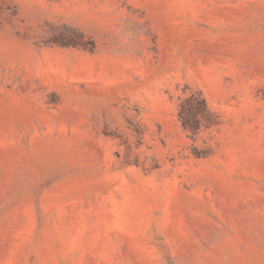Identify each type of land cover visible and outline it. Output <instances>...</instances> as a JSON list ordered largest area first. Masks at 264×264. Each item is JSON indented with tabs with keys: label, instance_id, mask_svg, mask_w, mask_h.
<instances>
[{
	"label": "rangeland",
	"instance_id": "374dc122",
	"mask_svg": "<svg viewBox=\"0 0 264 264\" xmlns=\"http://www.w3.org/2000/svg\"><path fill=\"white\" fill-rule=\"evenodd\" d=\"M0 264H264V0H0Z\"/></svg>",
	"mask_w": 264,
	"mask_h": 264
}]
</instances>
